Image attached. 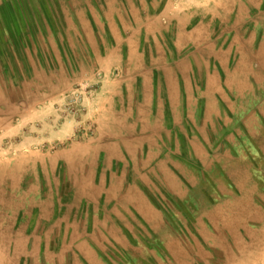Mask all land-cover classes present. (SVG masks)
<instances>
[{
    "label": "rangeland",
    "instance_id": "rangeland-1",
    "mask_svg": "<svg viewBox=\"0 0 264 264\" xmlns=\"http://www.w3.org/2000/svg\"><path fill=\"white\" fill-rule=\"evenodd\" d=\"M264 0H0V264H264Z\"/></svg>",
    "mask_w": 264,
    "mask_h": 264
},
{
    "label": "crops",
    "instance_id": "crops-1",
    "mask_svg": "<svg viewBox=\"0 0 264 264\" xmlns=\"http://www.w3.org/2000/svg\"><path fill=\"white\" fill-rule=\"evenodd\" d=\"M261 216L263 217V218H262V222H263V224H264V212L261 214Z\"/></svg>",
    "mask_w": 264,
    "mask_h": 264
}]
</instances>
